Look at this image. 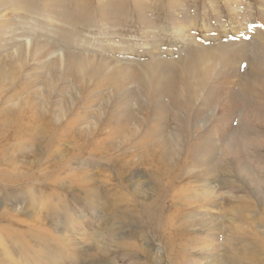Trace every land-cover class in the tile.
Instances as JSON below:
<instances>
[{
  "label": "bare ground",
  "instance_id": "obj_1",
  "mask_svg": "<svg viewBox=\"0 0 264 264\" xmlns=\"http://www.w3.org/2000/svg\"><path fill=\"white\" fill-rule=\"evenodd\" d=\"M197 1H156L152 13L167 17L151 24L141 13L149 9L145 0H0V50L12 48L0 54V165L5 164L8 146L17 140H28L24 148L35 145L37 152L28 154L39 159L31 161V169L44 157H56L53 148L65 142L72 157L84 153L103 159L105 165L119 166L121 171L138 162L153 194H145L143 183L136 179L128 185L133 191L131 199L143 219L141 240L145 242L150 234L161 242L162 264H195L198 260L200 264H264V6L257 17L248 20L242 17L243 11L231 7V0H204L207 7L201 5L202 16H198ZM211 2L220 4L222 12ZM45 4L55 7L50 18L43 12ZM61 5L66 12L59 13ZM6 9L18 14V21L7 16ZM208 9L212 21L205 20ZM130 18L140 29L118 33ZM94 24L100 37L91 42L85 30ZM195 26L207 36L178 35ZM152 27L163 29L154 36V43L143 36V30ZM172 35L187 46L159 49V39ZM41 60L46 61L39 65ZM31 62L36 63L32 66ZM39 70L43 74L26 73ZM80 103L84 108H78L79 115L68 119ZM94 104L98 108L92 110ZM108 127L106 136L95 139L106 134ZM144 131H148L145 138ZM135 138L139 143H132ZM219 138L227 143L216 148L212 143ZM111 154L114 159L108 158ZM57 157L51 173L67 164ZM190 157L196 159L193 169L199 171L187 167L185 160ZM75 174H80L82 182L89 181L83 169ZM118 174L110 177L116 181L114 188L107 185L102 195L111 201L109 211L115 214V204L125 201L124 214L130 215L132 207L120 190L124 177ZM199 177L201 185L196 188L191 179ZM19 180L2 177L1 184L14 185ZM212 183L245 195L219 200L211 193L215 192ZM111 190H117V195L112 197ZM83 193L96 196L90 188ZM206 205L216 210L207 214L208 219L202 217ZM10 223L6 238L0 239L3 264H97L101 259L99 252H90L88 244L83 248L73 238V221L62 210L45 220L37 216ZM49 227L55 234L43 232ZM219 229L222 233L217 237ZM82 233L79 240L87 242L88 233ZM191 233L196 236L189 237ZM141 240L118 241L126 250L123 260L133 264L156 261L142 249ZM217 240L224 251L220 259L212 255L219 248ZM102 262L108 264L107 257Z\"/></svg>",
  "mask_w": 264,
  "mask_h": 264
},
{
  "label": "rangeland",
  "instance_id": "obj_2",
  "mask_svg": "<svg viewBox=\"0 0 264 264\" xmlns=\"http://www.w3.org/2000/svg\"><path fill=\"white\" fill-rule=\"evenodd\" d=\"M14 1H17V0H14ZM101 1H106V0H94V2H98V3ZM145 1H147V6L149 7V9L148 10H142L141 13L147 16V19H146L147 22L154 24L157 21L158 17H167L166 13H160L159 15H156V14L152 13L153 11L150 9L153 6L154 2L157 1V3L161 4V2H163V0H145ZM203 1L204 0H202V1L198 0L197 3L194 4V7L195 6L197 7L196 10H197L198 16H202L201 13L198 11L199 9L202 10L201 5L203 7L206 6V5H204V3H202ZM212 1L220 2L221 0H212ZM211 3L213 4V8H216V10L218 12L219 11L222 12V10L224 9L218 3L217 4L213 3V2H211ZM229 3H230L232 8H234L238 11L239 10L243 11L242 17L245 19L250 18L252 15L257 17L258 10L262 8L261 6H264V0H231ZM198 4H200V5H198ZM0 9H2V8H0ZM246 10L248 11V13L245 12ZM44 11L48 12L46 17L50 18V13L55 12V7H54V5L49 6L48 4H45V6L43 8V12ZM58 11H59V13H63V12H66L67 9L63 5H61L58 8ZM5 14L7 16L11 17V19L14 18V22L18 21L17 20L18 14H16L12 10L6 9ZM204 14L206 16L205 20H207V18H208L210 21H212L210 19L211 12L209 9H208L207 13H204ZM223 15H224V13H222L221 16L227 20L226 14H225V16H223ZM132 21L133 20L131 18L129 20L124 21L125 23H128L127 27L118 29L116 31L118 33H121L122 31H125V30L135 31L134 29H138L139 25H137L136 23H134V21L133 22ZM130 22H132V23H130ZM227 22L229 23L228 20H227ZM96 26L97 25L94 24L88 30H85V35L88 33V35H86V36H88L90 38L89 41H91V42H93V37H97V38L100 37L98 35L99 30L95 29ZM195 27L198 28L197 26H195ZM196 28L184 29L181 32L182 34L178 33V35L195 34L198 38H200V37L203 38L206 35V33L204 31H202L200 28H198L199 30ZM162 30H163L162 28L160 30L156 27L148 28V29L143 30V36L147 37L149 42L154 43L156 40V38L154 36H157L159 33L161 34ZM244 30L246 33H248L249 27L245 28ZM252 31H254V29H252ZM102 32L106 33L108 31H106V29H104V31H102ZM202 32L204 34H202ZM171 33H173V32H171ZM178 41H179V38L174 39L173 35H172L170 37H165L164 41H160V39H159V43L157 42L156 44L158 45L159 49L166 48L169 50L175 49V47L173 46L175 44L181 45L180 48H182V46H187L186 42H182L180 44V43H178ZM1 45L2 44H0V46ZM170 48H172V49H170ZM7 50H9L11 52L12 48L0 50V54H4ZM152 55L157 56L155 54H152ZM45 61L46 60H43V61L41 60L38 63H39V65H42L43 64L42 62H45ZM35 63L36 62H31L30 65L34 66ZM35 72H39V73L43 74L42 71H40V70L39 71H29L26 73H28L30 75H32V74L35 75ZM22 75H24V74H22ZM21 77H23V76H21ZM55 101H56V99H55ZM96 104H94V107H92L93 108L92 110L98 108V106L96 107ZM81 105L82 104L80 103L77 108H75L74 110L71 111V114H70L71 116H69L68 119L73 120V118H76L79 115V113H78L79 109L78 108H80ZM81 108H84V106ZM81 111H83V110H81ZM83 114H84V111H83ZM102 126L103 125L101 124V127ZM171 127L173 128L174 125L173 124L168 125L167 129L170 130ZM108 131H109V127L106 128V134L98 135V136H96L95 139L101 140L102 137L107 135ZM141 132H139L138 135ZM142 134H144L143 136L145 138L146 135L148 134V131H144ZM139 136H141V135H139ZM137 138L132 140L133 144L136 142L139 143L138 142L139 139L137 140ZM111 140H113V138H111ZM19 141L21 142V144L18 143ZM24 141H28V140H17L15 142L14 141L11 142V144L8 146L9 149L7 150V154L5 156L6 157L5 158V164L0 165V176H1L0 177V202L2 203V204H0V239L6 238V230L9 228V224H11L10 222L12 221V219L14 221H16V220L17 221L18 220L23 221V219L24 220H31V219H34L35 217L38 216V218L40 220H45L49 215L57 213L58 210H62L65 213V216L70 217V219L73 221V224L70 225V227L73 228V233H72L73 238L74 239L77 238L76 240L80 241L82 243L83 248H85L86 244H88L89 248H90V250H89L90 252H93V253L99 252V256L101 257V259L97 264H103L102 259L106 258V257L108 259V264H128L130 261L128 262V260H126V259L123 260L124 259L123 258L124 253L126 250H123L121 247H119L117 243H119L118 241H121V240L125 241L128 244H132V242L137 243V240L139 241V240H141V238H143V231H144V230H142L143 226H142L141 222L143 221V219H142L141 214H140V207H138L137 204L132 202L131 195H132L133 191H132L131 187L128 185L131 182H135L136 179H139L143 183V186L141 187L142 191L145 194H150V195L153 194V189H151L150 185H148L146 183V180L143 177L144 169L142 170V167L139 165V163L133 162L132 164H134L133 165L134 167H132L131 169L127 168L124 171H129V172L122 174L124 171L119 170V168H120L119 166L113 167L112 163L111 164L108 163L105 165L104 160L99 159L98 157L96 159L94 157H89L87 154H84V153L79 154V155L77 154L78 155L77 157H76V155H75V157H72L71 154L69 153L70 145L67 144V142H65L64 144L59 145L61 148H59V149L56 147L53 148V150L56 151L53 153V155L54 154H55L54 156H56V154H57V156L60 155L61 158H59V159H63L62 161H66L67 164L65 165V162H64V165H65L64 167H59L57 172L51 173L50 168L52 167L54 162L57 163L56 159L58 157L57 156H56L57 158L56 157H48V159H46V157H44V160L42 158V160L40 161V164H37L38 167L33 165L34 168L31 169V167H30L31 161H36L37 159H39V157L38 156L33 157L32 154H28L29 151L35 152V153L37 151L35 149V145L32 146V144L30 145L29 148H24V146H27V144H28V142L24 143ZM217 142H219V143H217ZM217 142L212 143V145L216 146V148L222 147L225 143H227L226 140H225V143L222 142L221 138H219V140ZM221 143H223V144H221ZM127 147H128V148H126L127 151L131 152L132 147L131 146H127ZM67 152H68V155H67ZM118 153L119 152H117L115 154H118ZM124 153H126V152L124 151ZM69 154H70V156H69ZM108 158L114 159L115 157H114V155L111 154ZM193 158L194 157H190V158H187L185 160L187 167H190L192 169L197 166V164H196L197 161L195 158H194L195 160ZM49 159H50V161H49ZM247 159H248V157H247ZM12 160L13 161L15 160L13 164L10 163V161H12ZM135 160H137V159L135 158ZM95 161H99L101 163L97 164V162H95ZM26 162H28L27 165H26ZM94 165L96 167L99 165L102 168L101 167L96 168ZM115 167L117 169H115ZM78 169H83V171H86V173H88L87 174L88 179H86V180H89V181L82 182L83 180L79 179L80 174H78L76 177L75 173L78 171ZM199 170L200 169H197V170L193 169L192 172L199 171ZM27 171H28V173H27ZM115 172L119 173L118 178L124 177L123 178L125 181L123 183L124 187L120 190L122 192V195L125 194L124 196L127 200V203L128 204L130 203V206L132 207V209L129 210V212H132L130 215L128 213L124 214V212L126 210H125V203H123V202H125V201H120L119 203L115 204L118 207L117 212L115 214H114V212L112 213L111 211H109L108 207H109V204H111V201L105 199V197L102 195L103 192L107 189V185H109L108 188H114L113 185L115 184L116 181H111L110 177L113 176V179H114ZM26 176L27 177L32 176V178L26 180L27 179ZM2 177L3 178L6 177L8 179L18 178V180L21 179V180H19L21 182H18L14 185L5 186V185L1 184L2 183L1 182ZM94 178L95 179L97 178L98 180L97 179L94 180ZM198 180H200V177L199 178H192L191 179L192 183H190V184L195 186L196 188H198L199 185H201V183H199ZM55 181L58 183H56ZM53 182H55V184ZM85 182H86V184H85ZM59 183H61V184H59ZM144 184L146 187L144 186ZM215 186H216L215 183L211 184V187L215 188V189L213 188V191H215V192H211V193L213 195L218 196L219 200L230 199V198L237 197V196L242 197L243 195H245L243 192H240L242 195H239L240 193L238 191L229 192L225 188H220L219 186L218 187L217 186L215 187ZM238 186H241V183H238ZM5 187H8V188L6 189ZM177 187L178 186H176V188ZM52 188H54V189H52ZM62 188H64V189H62ZM89 188L92 189V192L96 195V196L94 195L95 196L94 198L86 197L84 195L83 192L87 191ZM176 191L178 192L179 188H177L175 190V194L177 193ZM116 193H117V190L109 191V194L112 197H113V195H117ZM96 198H98V199H96ZM135 200L139 201L138 198ZM13 201H14V204L11 203ZM174 201L175 202L177 201L176 203L180 202L176 197H175ZM8 205H9V207H8ZM11 206H14V207H12L14 211L12 210ZM205 207H207V208L210 207V208L208 210H207V208H203L202 217H204V218L207 217L206 219H208L209 216H207V214L211 215L210 212L211 211L215 212L216 210L212 209L211 206H208V205H206ZM49 208L51 209V213H50ZM8 209H11L12 212H10V210H8ZM5 211L7 212V214ZM7 216H9V217H7ZM13 216L15 217V219ZM84 216L86 217V219ZM5 218H7V219H5ZM79 218H80V220H79ZM214 218L217 221L222 220L221 217H218V219H216L217 217H214ZM9 219H11V220H9ZM3 220H6V221H3ZM79 227L81 228V231L76 232V229ZM89 229H90V231H89ZM51 231H53V233H54V230L49 227V228H44L43 232L47 235V234H50ZM83 231L85 234L88 233L89 239L87 240V242L79 240V239H81L80 235L84 236L82 233ZM220 233H222V231L219 229V233L217 234V237H218V235H220ZM225 233H227V232L225 231ZM198 234H201V236H203L204 233L198 232ZM69 235H71V233ZM194 235L196 236V234L191 233L188 236L194 237ZM112 237L115 239H113ZM123 237L127 240H125ZM131 238H132V240H131ZM136 238H137V240H136ZM145 238H146L145 242L143 239H142L143 242L141 240L140 246L142 247V249H144V250L147 249L146 251L153 254L154 255L153 258L156 257V261L153 262V264H162L161 262H163L162 259H163L164 250L161 247V242L158 239L153 238L150 234L149 235L147 234ZM134 240H136V241H134ZM148 240H149V245L147 244ZM216 243H217V247H219V248L214 249V252L215 251H217V252L212 253V255H213V257H217V259H220L221 256L224 255V251L222 248H220L221 242H219L217 240ZM91 245H93V249L91 248ZM103 250H104V252H100ZM194 251L199 252L198 250H194ZM189 255L201 257L200 254L190 253ZM191 261H196V260H191ZM204 261H202V263ZM135 263L139 264L140 260L136 261ZM200 263L201 262H199V260H198V262H196L195 264H200ZM0 264H3V259H2L1 255H0ZM77 264H87V263L83 261L82 263L78 262ZM130 264H133V263L130 262ZM150 264H152V262ZM189 264H194V263L191 262Z\"/></svg>",
  "mask_w": 264,
  "mask_h": 264
}]
</instances>
